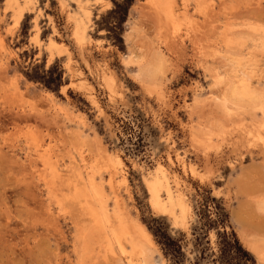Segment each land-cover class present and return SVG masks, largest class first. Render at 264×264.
Returning <instances> with one entry per match:
<instances>
[{"label": "rangeland", "instance_id": "374dc122", "mask_svg": "<svg viewBox=\"0 0 264 264\" xmlns=\"http://www.w3.org/2000/svg\"><path fill=\"white\" fill-rule=\"evenodd\" d=\"M114 1L0 0V264H129L89 232L103 204L143 225L166 216L190 239L193 196L211 190L247 250L233 210L246 204L264 220V0H163L174 20L158 0H136L121 48L108 31ZM44 56L65 70L58 93L22 73ZM134 106L158 129H146L138 158L110 150L98 131L117 135ZM157 165L191 208L185 227L178 208L175 224L151 206ZM257 233L248 232L264 246ZM152 239L153 264H170ZM209 240L216 251L214 232Z\"/></svg>", "mask_w": 264, "mask_h": 264}, {"label": "trees", "instance_id": "16d2710c", "mask_svg": "<svg viewBox=\"0 0 264 264\" xmlns=\"http://www.w3.org/2000/svg\"><path fill=\"white\" fill-rule=\"evenodd\" d=\"M136 0L114 1L111 14L114 24L108 27L110 39L120 48L124 45L123 25ZM119 33V35H118ZM27 53V51H25ZM46 57L30 61L22 70L24 77L53 93H58L68 83L59 59L46 65ZM123 120L117 135L99 128L100 135L110 150L121 149L127 156L138 158L146 152V129L158 132L138 107L131 108ZM150 142V140H149ZM139 199V198H138ZM196 219L191 223L190 239L180 229L172 228L166 216L142 218V222L160 247L170 264H255V256L243 247L231 224V217L224 200L212 195L211 190L197 192L193 196ZM216 235V251L210 245L209 235ZM241 256V257H240Z\"/></svg>", "mask_w": 264, "mask_h": 264}, {"label": "bare ground", "instance_id": "6f19581e", "mask_svg": "<svg viewBox=\"0 0 264 264\" xmlns=\"http://www.w3.org/2000/svg\"><path fill=\"white\" fill-rule=\"evenodd\" d=\"M22 1L24 4H27L30 0H22ZM100 1H102V0H100ZM8 2L14 8H18L21 4L20 0H8ZM156 5L161 11L166 13V16H169L172 20L175 19L174 18V12H173L172 7L170 6V3H167V2L164 3L163 0H158L156 2ZM88 15H90V13ZM21 17H22V13L19 14L18 20L16 23L20 22ZM77 24H78V22H77ZM83 26H85V25H83ZM76 36L80 41L83 40V35L80 32H77ZM79 75H81V74H79ZM110 79H111V77H110ZM82 81H84V80H82ZM111 82H113V81H111ZM79 83H81V82H79ZM113 85H114V83H113ZM83 86H85V85H83ZM109 87H110V83H109ZM113 92H114V88H113ZM241 98H243V97H241ZM93 102H95V101H93ZM227 108H228V106H227ZM263 113H264V111H263ZM115 159L120 163L123 161L119 155H116ZM113 165H115V164H113ZM163 167L161 165H157L156 170H155L156 173H162L161 178L156 176L153 180L147 182V186H148V189H149V192L151 195L150 196L151 206L153 207V209L155 211L160 212L162 214L169 215L171 218L174 219L175 224H178L177 223V216H176V212H175L176 208H178L180 210V216H179L180 220L182 222V225L185 227L186 226V219L189 216V214L191 213V208L186 202H184L182 200L181 197L175 198V196L173 195L172 188H171L170 183H169V179L164 174ZM90 184L91 185L93 184L92 181ZM239 186H240V183H239ZM94 187H96V186L94 185ZM96 188L99 189V187H96ZM91 189L93 191V188H91ZM162 189H164L165 196H166L165 198H163V196L161 194ZM241 189L239 188V191ZM243 190H245V189H243ZM243 190H241L240 192L243 193ZM97 191L99 192V190H96V192ZM101 191L103 192L102 189H101ZM102 192H101V194H103ZM98 194L99 193H96L97 196H98ZM101 194H99V197ZM99 201L96 200V202H99ZM261 203H263V205H264L263 201H261ZM101 204H103V202H101ZM244 206L246 207V204L243 206H242V203L240 205H238L232 212V218L241 227L240 236L247 243V246L249 247V248L247 247L248 250L250 252H252L253 254H255L259 259L264 260V246H263L262 241H260L259 239H258V241H254V239H252V237L250 238V236L248 234V232H250V231L251 232L253 231V233L254 232H256V233L257 232L258 233L264 232V220L256 222L254 220L256 217L253 216L254 217V219H253V217H252L253 213L252 214L249 213L247 211L248 209H245ZM260 207H261V205H260ZM258 208H259V206H258ZM263 213H264V211H263ZM261 214H262V211H261ZM254 215L257 216V214H254ZM92 216H94V224H93V227L91 228L92 230L89 229V232L95 233V235L99 236L100 239L102 238L101 241L103 240L104 244L108 248L112 249L113 246L116 245L119 248V250L122 252V254L125 255L123 257H125L127 259L129 264H153V258H152L153 257V249L151 248V246L154 245V241L152 239V234L147 230L145 225H143L140 222H135V223L130 222L125 217V215L119 210V207L116 208V210L113 213V216H111L109 211L105 208L104 204H103L102 209L99 212H97V214L95 211H92ZM261 216L259 215L260 218H261ZM259 217H257V218L259 219ZM89 232L87 234H89ZM84 242H85L84 243L85 248L88 250L91 241L89 242V240L86 239V235L84 236ZM126 245L129 246L128 252H127V249L125 247Z\"/></svg>", "mask_w": 264, "mask_h": 264}]
</instances>
